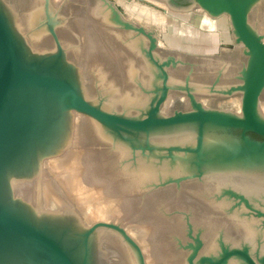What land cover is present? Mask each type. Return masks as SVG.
Here are the masks:
<instances>
[{
	"label": "water",
	"instance_id": "water-1",
	"mask_svg": "<svg viewBox=\"0 0 264 264\" xmlns=\"http://www.w3.org/2000/svg\"><path fill=\"white\" fill-rule=\"evenodd\" d=\"M160 1L227 14L244 55L221 89H170L167 67L184 62L156 58L153 32L101 0L158 71L135 117L86 99L53 26L56 51L34 54L0 3V264H264L258 0Z\"/></svg>",
	"mask_w": 264,
	"mask_h": 264
},
{
	"label": "rangeland",
	"instance_id": "rangeland-1",
	"mask_svg": "<svg viewBox=\"0 0 264 264\" xmlns=\"http://www.w3.org/2000/svg\"><path fill=\"white\" fill-rule=\"evenodd\" d=\"M110 1L126 20L153 32L158 40L156 58L172 56L184 62L167 67L170 89L217 90L234 78L244 54L241 44L234 42L227 14L211 17L197 6L191 11L172 10L160 0ZM0 3L15 34L34 54L56 51L57 43L49 30L53 26L64 59L74 67L86 99L126 116L144 113L160 85L158 71L146 54L149 41L114 24L101 0ZM100 9L108 12L109 19ZM248 16L252 29L264 38V0H258ZM138 38L140 42L134 46Z\"/></svg>",
	"mask_w": 264,
	"mask_h": 264
},
{
	"label": "bare ground",
	"instance_id": "bare-ground-1",
	"mask_svg": "<svg viewBox=\"0 0 264 264\" xmlns=\"http://www.w3.org/2000/svg\"><path fill=\"white\" fill-rule=\"evenodd\" d=\"M99 7V6H98ZM91 10V9H90ZM99 10V9H98ZM97 10V11H98ZM90 12H92V11H90ZM96 12V11H95ZM100 12L102 13L103 12V10L102 9H100ZM94 13V12H93ZM108 12H103L102 14H103V17H105L106 18V20L107 19H109V14H107ZM97 15V14H96ZM37 17H38V15H37ZM105 18H104V20H105ZM52 21V20H51ZM108 22H109V20H108ZM138 37V36H137ZM144 41V40H143ZM264 41V40H263ZM139 42H140V40H139V38L138 39H136V40H134V43H133V45L134 46H136V44H137V46H138V44H139ZM141 46V45H140Z\"/></svg>",
	"mask_w": 264,
	"mask_h": 264
},
{
	"label": "crops",
	"instance_id": "crops-1",
	"mask_svg": "<svg viewBox=\"0 0 264 264\" xmlns=\"http://www.w3.org/2000/svg\"><path fill=\"white\" fill-rule=\"evenodd\" d=\"M221 35L223 36V37H221V38H224V39H225V38L227 37V36H226V35H225L223 32H222V34H221ZM191 54H193V53H191ZM203 56H204V58H206L205 56H207V55H206V54H204ZM207 58H208V57H207Z\"/></svg>",
	"mask_w": 264,
	"mask_h": 264
}]
</instances>
